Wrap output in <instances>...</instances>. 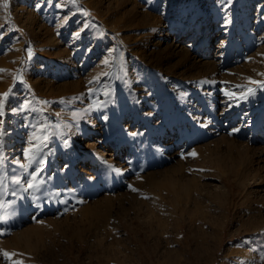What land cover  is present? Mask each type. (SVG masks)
I'll list each match as a JSON object with an SVG mask.
<instances>
[{
	"label": "rangeland",
	"instance_id": "obj_1",
	"mask_svg": "<svg viewBox=\"0 0 264 264\" xmlns=\"http://www.w3.org/2000/svg\"><path fill=\"white\" fill-rule=\"evenodd\" d=\"M0 70V264H264V0H0Z\"/></svg>",
	"mask_w": 264,
	"mask_h": 264
},
{
	"label": "snow or ice",
	"instance_id": "obj_2",
	"mask_svg": "<svg viewBox=\"0 0 264 264\" xmlns=\"http://www.w3.org/2000/svg\"><path fill=\"white\" fill-rule=\"evenodd\" d=\"M73 2H74V0H73ZM29 55H31L30 50H29ZM104 63H105V64H108L109 61H108V60H105ZM0 71H4V70H0ZM104 74L107 75V73H104ZM95 79L98 80L99 77H97V78H95ZM251 82H252V83L259 84L261 88H264V82H258V81H251ZM248 91H249V93L254 92L253 89H248ZM3 95H4V96H7V93H5V94H3ZM229 95L231 96V95H233V94H232V93H229ZM3 107H4L3 103H0V116H3V115H4ZM31 153H32V149L30 148V149H29V154L31 155ZM193 155H195V153H193ZM16 182L19 183V181H16ZM2 185H3V181L0 180V186H2ZM33 187H34L33 184H28L25 190L31 189V188H33ZM4 207H5V205H4L3 203H0V209H3ZM4 255H5V256H9L10 254L5 252Z\"/></svg>",
	"mask_w": 264,
	"mask_h": 264
},
{
	"label": "bare ground",
	"instance_id": "obj_3",
	"mask_svg": "<svg viewBox=\"0 0 264 264\" xmlns=\"http://www.w3.org/2000/svg\"><path fill=\"white\" fill-rule=\"evenodd\" d=\"M175 47V51H176V49L178 48V46H174ZM163 49V48H162ZM164 49H166V48H164ZM185 50V49H184ZM168 51V50H167ZM166 52V51H165ZM172 53H173V51H171ZM204 242H208V241H204ZM207 245V244H206ZM199 246V245H198ZM198 246H196V247H198ZM198 248H200V247H198ZM208 247L207 246H205V247H203V249H207ZM198 250H200V249H198Z\"/></svg>",
	"mask_w": 264,
	"mask_h": 264
}]
</instances>
